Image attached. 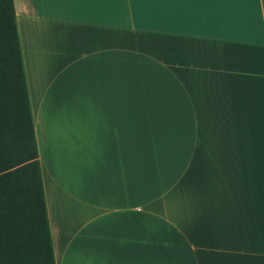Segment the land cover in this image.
I'll return each instance as SVG.
<instances>
[{"label": "crops", "instance_id": "0c3cea01", "mask_svg": "<svg viewBox=\"0 0 264 264\" xmlns=\"http://www.w3.org/2000/svg\"><path fill=\"white\" fill-rule=\"evenodd\" d=\"M55 264H264V0H13Z\"/></svg>", "mask_w": 264, "mask_h": 264}, {"label": "trees", "instance_id": "16d2710c", "mask_svg": "<svg viewBox=\"0 0 264 264\" xmlns=\"http://www.w3.org/2000/svg\"><path fill=\"white\" fill-rule=\"evenodd\" d=\"M0 264H55L13 0H0Z\"/></svg>", "mask_w": 264, "mask_h": 264}, {"label": "snow or ice", "instance_id": "6c2138e0", "mask_svg": "<svg viewBox=\"0 0 264 264\" xmlns=\"http://www.w3.org/2000/svg\"><path fill=\"white\" fill-rule=\"evenodd\" d=\"M146 3H244L246 0H144Z\"/></svg>", "mask_w": 264, "mask_h": 264}]
</instances>
